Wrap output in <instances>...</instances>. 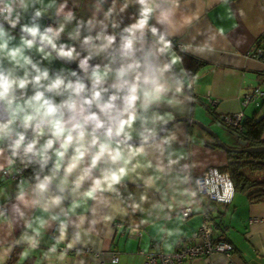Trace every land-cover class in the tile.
Segmentation results:
<instances>
[{"label":"clouds","instance_id":"obj_1","mask_svg":"<svg viewBox=\"0 0 264 264\" xmlns=\"http://www.w3.org/2000/svg\"><path fill=\"white\" fill-rule=\"evenodd\" d=\"M178 7L179 0H0V179L15 183L12 208L24 231L10 247L26 245L21 259L54 224L45 259L129 209L170 219L204 184L216 190L215 170L191 187L195 165L181 164L187 154L172 147L177 137L165 127L174 116L160 111L175 107L185 88L172 33L158 27L171 28ZM57 61L79 71L53 68ZM223 191L232 194L230 180Z\"/></svg>","mask_w":264,"mask_h":264},{"label":"crops","instance_id":"obj_2","mask_svg":"<svg viewBox=\"0 0 264 264\" xmlns=\"http://www.w3.org/2000/svg\"><path fill=\"white\" fill-rule=\"evenodd\" d=\"M134 11V8L129 9V13ZM87 14L85 10V15ZM47 20L52 22L44 18L42 23ZM124 22L128 23L127 17ZM158 27L161 31L172 33L169 39L172 40L178 56L186 55L204 63L192 76H188L183 63L176 66L177 73L181 68L185 70L181 74V78L185 80L183 94L176 97L178 103L175 107L164 105L160 111L170 112L174 118L195 119L216 132L228 147L240 148L237 137L220 124L215 115L242 112L246 126L264 122V102L258 107L242 104L243 95L252 87L259 85L264 89V59L250 54L255 43L264 37V0H179L171 28L163 25ZM61 66L69 67L62 61L52 65L53 68ZM188 81L193 82L191 88L187 87ZM213 99L217 100L215 105L209 103ZM168 129L177 137L172 147L187 154V159L182 160L181 164L195 165L191 169V187H195V178L207 167L215 166L220 169L228 163L230 152L220 148L197 125L175 122ZM222 131L227 136H221ZM260 139L264 141V129L260 133ZM14 188L15 183L9 186L5 179H0V190H3L0 191V205H4L7 211L6 216L0 215V264H9L13 252L12 264L24 261L29 264H98L84 252L85 248H91L100 255L116 251L118 260L114 264H143L144 258L140 251H174L183 238L201 226L204 220L203 209H207L210 219L215 222L218 235L233 247L234 255L230 264H264V201H250L239 190L234 191L229 203L209 201L199 194L191 206H177L170 213V219L162 216L157 219L155 215L141 212L132 213L129 209L128 215L117 214L110 224L98 223L91 236L82 237V242L75 247L66 248L67 241L60 244L57 252L49 254L45 259L44 253L58 235L57 226L54 224L42 240L40 248L30 252L27 258L21 259L20 254L26 245L22 243L10 247L24 231V220L12 208L17 203L15 192L12 191ZM8 193L11 194V199L7 198ZM150 195L153 200L160 198L155 192ZM144 207L148 208L149 205ZM187 207L192 209V214L182 219L180 210ZM24 211L26 218L32 215L31 210ZM145 218L148 223H140ZM252 218L261 221L251 223ZM88 219H92L90 213ZM84 228H88L87 222ZM133 229H138L140 234L135 235ZM69 231L71 233L74 230L70 228ZM61 252L65 253L63 257L60 256ZM105 264L113 263L106 261ZM183 264L206 263L196 259L186 260Z\"/></svg>","mask_w":264,"mask_h":264},{"label":"built area","instance_id":"obj_3","mask_svg":"<svg viewBox=\"0 0 264 264\" xmlns=\"http://www.w3.org/2000/svg\"><path fill=\"white\" fill-rule=\"evenodd\" d=\"M44 24H52V22L47 20ZM250 54L253 57L264 59V37L255 43L251 48ZM262 102H264V89H261L259 85L252 87L243 95V105L252 104L258 107ZM209 103L215 105L217 100H210ZM243 118V113L238 112L220 115L219 120L236 131H241ZM213 170H215L216 173H219V175L213 179V184L215 185L216 190L209 194L208 185L204 184L199 194L204 195L209 201L229 203L233 197L234 187L232 194L228 197H224L223 191L224 182L226 180L231 181L228 172H223L215 166H210L196 178H203L205 173L212 174ZM27 171L28 170L25 171L24 175H26ZM19 180L20 177L16 176L15 181L18 182ZM0 213L3 214L1 216H6L7 211L4 205H0ZM191 214L192 209L189 208H185L180 212L182 219H186ZM202 214L204 220L201 226L191 235L183 238L174 251L169 253L163 251H140L144 258L143 264H183L186 260L194 261L196 259H201L202 262L206 264H230L234 255L233 247L229 242L225 241L220 235H218L215 222L210 219L207 209H203ZM260 221L261 220L257 218L250 219L251 223ZM132 231L137 236L140 234L138 229H133ZM84 252L88 253L91 258H94V261L98 264H105L106 261L114 264L118 260V253L116 251H108L107 253L100 255L97 251H94L91 248H85Z\"/></svg>","mask_w":264,"mask_h":264},{"label":"trees","instance_id":"obj_4","mask_svg":"<svg viewBox=\"0 0 264 264\" xmlns=\"http://www.w3.org/2000/svg\"><path fill=\"white\" fill-rule=\"evenodd\" d=\"M182 63L188 76H192L196 70L204 63L191 59L186 55H182ZM210 113L214 116V112L210 109ZM220 116L215 115V119L227 127L232 132H235L239 139L247 142L248 146L264 145V141L260 139V133L264 129V122H256L252 125L246 126L243 118L242 130L235 129L223 124L219 120ZM223 172H228L233 183L234 191L239 190L246 194L250 201L261 202L264 201V153H229L228 163L219 169ZM29 169L25 176L30 175ZM14 262V252L11 255L8 263ZM20 264H29L24 261Z\"/></svg>","mask_w":264,"mask_h":264},{"label":"water","instance_id":"obj_5","mask_svg":"<svg viewBox=\"0 0 264 264\" xmlns=\"http://www.w3.org/2000/svg\"><path fill=\"white\" fill-rule=\"evenodd\" d=\"M62 62L66 64L67 66H69L70 68H72L73 70L79 71L75 63L67 64V62L65 61H62ZM175 122H190V123L197 125L203 131L208 133L215 140V143L220 148H222L223 150L227 152H230V153H258V154L264 153V145L248 146L246 141L239 139L237 134L232 131L231 132L233 133V135L237 137V144L240 145L241 147L240 148H235V147L230 148L225 143H223L211 129L207 128L206 126H204L202 123L198 122L197 120L191 119L190 117H175L171 119L169 123L165 125V127L169 128ZM161 135H163V133H161Z\"/></svg>","mask_w":264,"mask_h":264},{"label":"rangeland","instance_id":"obj_6","mask_svg":"<svg viewBox=\"0 0 264 264\" xmlns=\"http://www.w3.org/2000/svg\"><path fill=\"white\" fill-rule=\"evenodd\" d=\"M215 133H216V132H215ZM216 135H217V133H216ZM223 135H226V134H225V131H222V132H221V136H223ZM226 136H227V135H226ZM217 137L219 138L218 135H217ZM219 139H220V138H219ZM220 140H221V139H220ZM222 142H223V141H222ZM230 148H234V147H230Z\"/></svg>","mask_w":264,"mask_h":264},{"label":"bare ground","instance_id":"obj_7","mask_svg":"<svg viewBox=\"0 0 264 264\" xmlns=\"http://www.w3.org/2000/svg\"><path fill=\"white\" fill-rule=\"evenodd\" d=\"M233 194H234V193H233ZM187 208H189V207H187ZM183 209H185V208H183ZM183 209H181L180 212H181ZM189 209H191V208H189Z\"/></svg>","mask_w":264,"mask_h":264}]
</instances>
